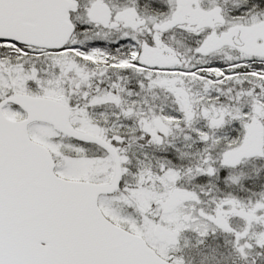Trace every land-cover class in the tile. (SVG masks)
Segmentation results:
<instances>
[{
  "label": "snow or ice",
  "instance_id": "6c2138e0",
  "mask_svg": "<svg viewBox=\"0 0 264 264\" xmlns=\"http://www.w3.org/2000/svg\"><path fill=\"white\" fill-rule=\"evenodd\" d=\"M0 264H264V0H0Z\"/></svg>",
  "mask_w": 264,
  "mask_h": 264
}]
</instances>
